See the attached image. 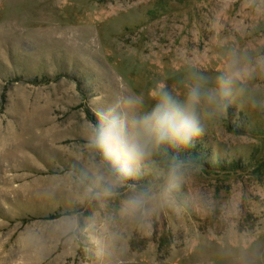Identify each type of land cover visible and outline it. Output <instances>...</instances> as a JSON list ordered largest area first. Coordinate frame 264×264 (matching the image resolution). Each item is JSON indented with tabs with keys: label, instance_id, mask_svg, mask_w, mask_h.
Listing matches in <instances>:
<instances>
[{
	"label": "rangeland",
	"instance_id": "obj_1",
	"mask_svg": "<svg viewBox=\"0 0 264 264\" xmlns=\"http://www.w3.org/2000/svg\"><path fill=\"white\" fill-rule=\"evenodd\" d=\"M260 4L0 0V264H240L241 252L264 264V110L251 101H232L194 147L169 151L190 169L182 193L205 194L210 214L164 210L100 257L83 231L98 205L60 184L80 165L94 112L158 79L176 86L185 61L212 84L227 48L264 51ZM252 83L264 90V75Z\"/></svg>",
	"mask_w": 264,
	"mask_h": 264
},
{
	"label": "clouds",
	"instance_id": "obj_2",
	"mask_svg": "<svg viewBox=\"0 0 264 264\" xmlns=\"http://www.w3.org/2000/svg\"><path fill=\"white\" fill-rule=\"evenodd\" d=\"M260 7L264 9V0ZM183 68L176 86L158 79L146 93H132L94 112L76 157L80 165L60 178L79 203L98 205L83 223L97 256H110L129 229H145L164 210L213 212L205 194L182 193L190 169L169 151L194 147L209 127L219 125L234 100L251 101L264 110V90L252 83L264 75V51L227 48L212 84L198 62L185 61ZM145 175L152 182L129 183ZM76 239L74 232L67 242ZM233 255L240 264H249L246 253Z\"/></svg>",
	"mask_w": 264,
	"mask_h": 264
}]
</instances>
